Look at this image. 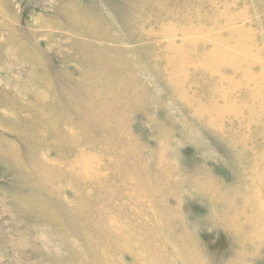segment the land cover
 <instances>
[{"label":"rangeland","instance_id":"374dc122","mask_svg":"<svg viewBox=\"0 0 264 264\" xmlns=\"http://www.w3.org/2000/svg\"><path fill=\"white\" fill-rule=\"evenodd\" d=\"M88 1L0 0V264H192L189 261L196 257L202 262L204 253L222 255L231 240L221 229L228 222L207 216V209L215 206L216 212L224 214L228 210L224 201L241 204L248 199L251 172L246 170L248 165L242 156L264 151V124L260 129L256 124L238 129L236 118L224 113L215 116L212 106L217 108L224 102L217 91L220 89L209 88L201 81L198 85L203 90L196 88L191 84L194 78L184 87L197 89V105L180 99L179 89L168 85L162 70L168 40L160 34L164 28L180 31L192 27L194 32L205 34L204 38L215 40L221 36V20L209 18L217 7L210 0H142L139 5L132 1L137 6L139 26L127 20V13L135 9L126 0H96L104 21L97 32H90L72 16L81 10L88 12ZM212 1L225 2L236 10L242 7L246 20H238L235 26L256 33V47L261 48L259 63L264 65V0ZM144 31L151 35H144ZM181 37L175 34L169 39L178 44ZM195 44L198 50L193 58L204 47ZM84 45L118 60L108 79L124 67L128 72L124 78L141 72L140 95L144 99L128 110L133 118L112 125L105 119L95 121L61 97L68 93L67 81L81 78L78 54ZM30 59L42 69L34 72ZM224 72L239 81L252 79L260 71ZM41 80L49 87H41ZM193 83L198 86L197 79ZM244 89L224 97L238 111L246 105ZM33 92L41 97L40 105L32 106L27 93ZM252 103L248 104L253 107ZM123 108L114 106L118 112ZM214 118L220 121L211 124ZM79 121L84 123L83 129ZM231 122L236 137L223 139L216 126L224 123V133ZM167 128L189 158L192 172L200 178L192 182L194 174L190 172L191 180L181 188L178 210L175 202L160 200L156 188L160 176L138 183L142 172L138 161L126 160L132 168L128 171L117 167L111 154L118 140L130 143L135 138L149 156ZM175 176H181V170L177 169ZM113 186H118L119 194L111 199ZM150 186L155 190H149ZM123 187L130 188L131 196ZM207 188L209 197L204 195ZM97 199L108 203L98 204ZM246 206V213L251 215L254 203L249 201ZM167 208L176 210L179 221L173 222ZM238 215L235 222L247 226L245 215ZM190 222L198 229L194 233ZM173 223L183 235L191 232L190 245L184 246L171 231ZM256 224L262 229V237L250 239L244 234L247 241L242 242V248L259 256L256 264H264V243L258 242L264 238V225ZM158 226L161 232L157 238L146 240L145 236ZM160 242L164 244L163 255L158 254Z\"/></svg>","mask_w":264,"mask_h":264},{"label":"bare ground","instance_id":"6f19581e","mask_svg":"<svg viewBox=\"0 0 264 264\" xmlns=\"http://www.w3.org/2000/svg\"><path fill=\"white\" fill-rule=\"evenodd\" d=\"M126 1L130 5V8L135 9L130 10L127 13L129 15V17H127L126 15L127 20L140 26L141 21H139V18L137 16V6L135 5V3L139 5L142 0ZM132 1H134L135 3H133ZM210 2L211 4H214L215 7H217V10L210 15L209 19L221 20V36L219 38H216L215 40L207 39L204 38L206 36L202 32H194V30H192V27L181 29L180 31H176V29L172 28L161 29L162 31H160V34L162 33L163 36L168 40V44L165 48L166 53H163L164 64H162V70L168 77V85L179 89L180 93L178 95L180 99H186L190 106L193 103L195 105H197L196 103H198L194 96L195 90L197 89H193L194 87L200 89L201 87H199L198 84H200L199 82L201 81L202 83H206L209 88L215 89L217 87L220 89L217 91L219 92V95L220 97H222L224 102L221 106L219 105L220 109L218 108L219 106L217 108L215 106H212V113H215V116L218 115L219 117H221L222 113H224L228 116L236 118L238 129L244 127L245 124H256V128L258 127L260 129L261 126L259 127V125H261L262 123L264 124V65L259 63L261 48L259 49L258 47H256V45L258 44L255 37L256 33L254 34L253 31L246 30L245 28L243 29L242 27L237 28V25L235 26V23H237L238 20H246V18H244V16L241 14L242 7H238V10H236L234 8H231V6L225 2L218 3L212 0H210ZM88 3V6H90L91 8L88 12H86L87 10H81L76 13L74 12L72 16H75L74 18L80 19V21L85 26H87L86 30H90V32H97L98 29H100V22L104 21V13L100 10V7L98 6L96 0H89ZM90 10L91 12H94V14H91ZM101 29L105 28L102 27ZM145 34L148 36L151 35L150 32L147 33L146 31H144V35ZM175 34H179L180 36H182L180 41H177L178 44L169 39ZM228 38H231L233 40H229ZM221 39H223V41ZM195 43L200 46L201 44L204 47L206 46L207 50L204 51L203 47L201 50H199L198 57L193 58L195 56L193 55L195 54L194 52L198 50L197 48L194 49V47L197 46ZM109 56L110 54L106 52L97 51L86 45L81 46L78 54L79 62L82 68L81 78L75 82L67 81L68 93L64 95L62 94L61 97L63 96V99H65L66 102L68 101L67 103H72L76 110L80 111L82 115L86 114L87 117H94L95 121H101L102 119H105L104 121H108L109 124L112 125L133 118L134 115H131L128 110L130 109V107L135 106L137 102H142L144 98H142V95H140V90L142 88V84L140 82L141 72L137 71L136 75L129 78H124V74H126V76L128 74L127 68L124 67L123 71H117L115 73V77L113 76L112 79L107 78L109 72L115 69L114 64L116 65V62L118 61L110 58ZM29 63L34 72L37 68H41L40 64H38L34 59H30ZM175 65H177L176 68ZM254 69H259L260 72H258L252 79L245 78L239 81L231 80L230 77H227V75H225L227 73L224 72L225 70H230L232 74L238 72H244V74H246L250 70L253 71ZM192 78H194L193 81H196L197 79L198 86L193 83ZM190 79L192 81L191 84H193L194 87L190 86L189 89L185 90V83H187V81ZM39 84L43 88L49 87V85L45 83V80H41ZM207 86L205 87L206 89ZM243 87L246 88L244 89L246 96V105L242 110L238 111L236 107L233 108L232 104L229 105L228 101L225 100L224 97L227 98L228 95L231 96L232 94L236 93L238 88L239 91L243 90ZM201 89L203 90V88ZM107 90H109V92H112L113 95L109 96L106 92ZM27 95L31 99L32 106L40 105L42 103L41 97H39L36 92L27 93ZM184 95H187L188 99L185 98ZM251 101L253 102V107H251V104H248ZM118 105L124 107L122 112L114 110V106L116 108ZM83 117L85 116H81L80 118ZM224 117L226 118V116ZM215 121L219 122L220 120L214 118L210 123L212 124ZM208 123L209 122H207V124ZM96 124L95 127L97 128ZM231 124L233 123L231 122L227 124L229 125V127L227 128L229 129V131L225 130L227 132L224 131V133V123H222V125L221 123H219L218 125L216 124V127H219L217 128V133H219L223 139H225L226 136L228 138L236 137V134L233 133V129L235 130V128ZM78 125L80 126V129H83L82 125H84V123L82 124L79 121ZM99 129L102 130V128ZM246 129H248V126ZM167 130L164 131V135L159 136V138L156 140V149L149 155L150 157L143 153L142 146L140 145L141 142L138 145L139 140L137 141L135 138L130 143H125L122 140H118L119 142H117L116 147H111V154L113 157V161L114 163H116L117 167L120 166V168L128 171H131L132 168L131 166L125 164L126 160L132 158L136 159L135 161H138V165L142 167L141 175L136 180L138 183H141V180L142 182H145L152 176H160L161 179L158 182V187H156L157 191L159 192L158 195H160V200L169 203L175 202L178 210V207L180 206V204H182L180 198L181 190L183 189L186 181L191 180V177L189 175L190 172L193 173L194 171L192 169V164L190 163L189 158L183 153L180 146L176 143L177 141H175L173 134L169 131L168 128ZM56 131L57 133H59L58 129H56ZM107 131H109V129ZM160 133H163L161 131V128ZM246 133L249 134V130L246 131ZM114 136L115 135L113 133L110 135V139L112 141ZM241 142V144H244V141ZM122 144L125 145V149L121 150L120 146L122 147ZM260 151L258 153L252 154L243 153L242 156V159H244V161L248 165L246 170L251 172V184L247 189V191H249L248 196H246V198L248 199H245L244 202L242 201L241 204L235 203L234 201L231 202L229 200L227 202V200L224 201L223 199L218 201L220 205H223L224 201L227 206L226 208L228 210H226L224 214L216 212L215 206L213 207L210 205V207H208L207 209L210 213V215L207 216L211 217L212 215L217 218V221L220 220L228 222L224 225V227L221 228L222 232L227 233V236H229V238L231 239L229 240L230 242H228L227 247H225V249H222L225 252L222 255L220 254L218 256L207 255L206 253H204L205 255H201L203 259L202 262L201 259H197V257L193 260L189 259V262H191L192 264H256V259L259 258V256L250 254L249 251L246 252L242 248V242L247 241L244 234H246L247 238L250 236L251 239L255 235L261 236L263 233L262 229H260L256 224L259 223L261 225H264V205L263 203L261 204V200L264 198V151ZM78 162L81 164L78 166L81 169L80 171H82L83 163L81 160ZM93 163L94 161L92 159V164ZM146 163V166L143 165ZM177 169L181 170V176H179L180 178L175 176ZM160 170L165 171H162L164 173H161ZM199 181L200 178L194 174L192 182L197 183ZM123 185L126 186L125 184ZM150 189L155 190V186H150L149 190ZM123 190L127 195L131 196L126 188H124ZM123 193L124 192H122V194ZM116 194H119L118 186L110 187V198L112 199L116 197ZM204 195L205 197L210 196L208 188L207 190H205ZM249 201L254 203V210L251 215H248L246 213V204ZM96 202L98 204H100V202L102 204L108 203L107 200L103 202L101 199H97ZM167 209L169 215H171V218L173 219V222L179 221V215L175 214L176 210L174 208ZM248 212L250 213L249 206ZM238 213H243V215H245L244 223L247 226H240L235 222V216H239ZM210 217L207 218L209 219ZM115 221L116 220H113L114 223ZM213 221H215V219ZM187 223L189 222L187 221ZM190 223L192 224V222ZM191 224H188V226L193 225ZM194 226L195 224L193 225L194 230L192 231V233H194L195 229H197L195 228L196 226ZM171 227V231H174L179 240L185 244L184 246L190 245L191 238H188V236L191 235V232H186L185 236L178 231L179 229L177 228L176 223H173ZM160 232L161 229L159 228V226L154 227V229L152 228L150 235L147 234V237L149 238L145 236V239H156ZM194 235L195 234H193V236ZM261 239L262 240H258V242L264 243V238ZM248 243L251 244L253 242L248 240ZM250 244H248V246ZM158 246V254L163 255L165 253L164 244L160 242ZM244 252H246V254ZM165 258L166 257L164 256L163 259ZM164 263L171 264L167 261H165Z\"/></svg>","mask_w":264,"mask_h":264}]
</instances>
